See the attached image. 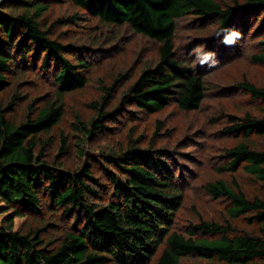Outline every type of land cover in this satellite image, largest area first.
Masks as SVG:
<instances>
[{
  "label": "trees",
  "instance_id": "16d2710c",
  "mask_svg": "<svg viewBox=\"0 0 264 264\" xmlns=\"http://www.w3.org/2000/svg\"><path fill=\"white\" fill-rule=\"evenodd\" d=\"M57 1L97 20L87 38L91 49L65 45L64 34L55 32L60 23L75 24L80 13L44 25ZM222 29H236L241 38L225 46L215 35ZM123 30L154 42L155 58L139 68L133 63L111 82L98 80L94 116L85 120L77 113L71 123L78 155L88 139L113 132L126 115L155 116L171 106L184 114L200 111L208 92L201 74L210 67L195 63L197 46L214 52L217 65L245 57L264 69V0H1L0 264H183L193 257L209 264H264V87L247 76L229 90L246 94L254 110L225 113L222 133L234 143L215 168L230 180L202 186L225 204L224 221L201 219L187 232L172 228L185 198L173 156L158 147L157 139L165 137L159 127L149 144L130 129L126 147L105 156L104 177L88 163L72 169L52 159L55 136L61 157L72 146L62 128L66 99L89 85L96 65L90 55L120 41ZM49 80L52 94H43ZM32 88L40 94L32 95ZM22 104L21 117H14ZM240 173L262 192L249 198Z\"/></svg>",
  "mask_w": 264,
  "mask_h": 264
},
{
  "label": "rangeland",
  "instance_id": "374dc122",
  "mask_svg": "<svg viewBox=\"0 0 264 264\" xmlns=\"http://www.w3.org/2000/svg\"><path fill=\"white\" fill-rule=\"evenodd\" d=\"M77 12L80 13V17L75 24L66 26L64 23H60L56 25L55 32L60 35L64 34L62 40L65 45H84L90 48L87 38L94 34L93 29L98 24L97 20L78 11L70 3L53 2L43 23L50 25L71 18ZM117 35L121 38L120 41L114 43L108 41L106 44L104 43V51L98 53L94 51L90 55V60L95 61L96 65L89 73L90 83L86 89L80 94L67 97L68 117L62 128L68 143L71 142L72 146L67 157H61L58 151V136H55L53 143L56 145L50 150L52 159L59 158L58 163L64 162L67 167L72 169L81 168L84 166L83 164L88 163L94 167L98 177H104L103 172L107 168L105 156L110 155L109 152L113 149L119 150L126 147V136L130 133V129L133 128L135 138H141V143L149 144L159 127L165 137L161 141L159 138L157 139L158 147L167 148L173 156L170 157V161L177 171L176 176L185 198L183 208L178 212L177 221L172 228L187 232L191 222H199L201 219L224 221L225 204L221 201H213L202 186L220 178L230 180L229 175H220L215 170L216 166H219L223 161L219 157L223 149L234 143L222 133V129L228 125L224 116L225 113L242 116L246 111H253L254 105L246 94L236 91L231 94L229 89L233 84L241 82L244 76H247L249 81L264 87V69L253 67L245 57L230 62L220 59L221 64H216L209 69L208 73L201 74L206 80L208 92L200 111L184 114L177 107L171 106L155 116L135 114L128 117L126 115L122 121L112 125V128H115L113 132L88 139L81 148L83 155H78L79 147L78 143H75L78 138L71 128V123L77 113L85 120L94 116L91 103L97 102L101 96L98 80L103 77L104 81L111 82L119 73L129 70L128 68L133 63L139 68L143 62L153 60L156 55L154 42L127 30L118 31ZM190 42L191 40H188V43ZM179 44L182 45V43ZM183 48L181 49L182 56H188V52ZM251 51L252 49L246 50V52ZM105 56L110 57L111 60L104 59L102 64L101 58ZM37 86L39 90L42 88ZM51 89L52 81L49 80L41 91L43 94H52ZM31 93L32 95L40 94L33 88ZM121 95L122 90H119L113 106L117 104ZM22 111L23 104L19 105L12 115L19 118ZM157 120H162V126L156 124ZM237 179L249 198L262 192V188L246 175L240 173L237 175ZM3 206L4 204L0 200V209ZM235 226L243 228L241 223ZM183 264L209 263L193 257L186 259Z\"/></svg>",
  "mask_w": 264,
  "mask_h": 264
},
{
  "label": "clouds",
  "instance_id": "9594fccd",
  "mask_svg": "<svg viewBox=\"0 0 264 264\" xmlns=\"http://www.w3.org/2000/svg\"><path fill=\"white\" fill-rule=\"evenodd\" d=\"M217 37L221 38V43L225 46H234L241 38V33L236 29H222L215 33ZM195 55V63L200 66L207 65L208 67H214L217 63L216 54L211 51H205L204 46H197L193 49Z\"/></svg>",
  "mask_w": 264,
  "mask_h": 264
}]
</instances>
